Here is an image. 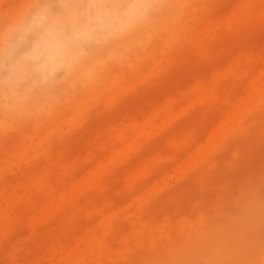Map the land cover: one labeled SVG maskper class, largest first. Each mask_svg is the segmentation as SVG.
Segmentation results:
<instances>
[{
  "label": "rangeland",
  "instance_id": "374dc122",
  "mask_svg": "<svg viewBox=\"0 0 264 264\" xmlns=\"http://www.w3.org/2000/svg\"><path fill=\"white\" fill-rule=\"evenodd\" d=\"M28 2L0 0V21ZM175 3L92 77L0 116V264L264 254V0Z\"/></svg>",
  "mask_w": 264,
  "mask_h": 264
},
{
  "label": "clouds",
  "instance_id": "9594fccd",
  "mask_svg": "<svg viewBox=\"0 0 264 264\" xmlns=\"http://www.w3.org/2000/svg\"><path fill=\"white\" fill-rule=\"evenodd\" d=\"M165 0H29L0 21V116L28 115L112 59Z\"/></svg>",
  "mask_w": 264,
  "mask_h": 264
},
{
  "label": "bare ground",
  "instance_id": "6f19581e",
  "mask_svg": "<svg viewBox=\"0 0 264 264\" xmlns=\"http://www.w3.org/2000/svg\"><path fill=\"white\" fill-rule=\"evenodd\" d=\"M173 1H174V2H173ZM178 2H179V1H178ZM178 2H177V3H178ZM171 3H172V4H171ZM174 3H175V0H165V4H164V8H163V10L165 9V6H168V5H170V4L173 5L174 8L178 7V6H175V4H177V3H175V4H174ZM173 6H172V7H173ZM166 8H167V7H166ZM163 10H162V11H163ZM165 10H166V9H165ZM161 13H162V12H160V13L158 14V16H162V17H158V20H160V18H161V21H160L161 25L168 23L169 20H170V18L172 17V14H173V13L171 12V13L169 14V15H170V16H169L170 18H169L168 16H167V17L165 16L167 22H165V17L163 16V14L165 15V12L163 11V14H161ZM160 14H161V15H160ZM167 15H168V14H167ZM167 18H168L169 20H167ZM158 20H157V16H156V18L153 20L154 22L151 24L152 26H151V25L149 26L150 29H151L152 27H154V26H155L154 28H156V26H158V27L161 26V25L158 23ZM162 22H163V24H162ZM164 22H165V23H164ZM157 23H158L159 25H155V24H157ZM153 24H154V26H153ZM158 27H157V28H158ZM157 28H156V29H157ZM147 29H148V28H147ZM144 32L146 33V32H149V31H148V30L146 31V29H145V30H144L143 32H141V33H144ZM141 33L139 34V36L141 35ZM145 33L142 35L143 37L146 36ZM147 35H148V34H147ZM136 38L138 39V36H136V37L133 38V42L135 41ZM141 38H142V37H141ZM141 38H140V39H141ZM140 39H138L137 41H139ZM137 41H136V42H137ZM133 42H132V44H133ZM130 44H131V43H130ZM134 44H135V42H134ZM131 46H133V45H131ZM131 46H130L129 48H131ZM126 48L128 49V46H127ZM126 48H125V49H126ZM132 48H133V47H132ZM122 50H123V49H122ZM130 51H131V50H130ZM123 52H124V51H123ZM125 52H126V50H125ZM118 53H119V52H118ZM120 53H122V52H120ZM122 54H123V53H122ZM117 55L119 56L120 54H116V56H117ZM114 56H115V55H114ZM121 56H122V55H121ZM106 57H107V54L104 55V61L107 59ZM112 59H113V58H112ZM112 59H111V60H112ZM113 60H114V59H113ZM105 62H106V61H105ZM103 63H104V62H103ZM99 65H100V64H99ZM96 66H97V65H95V66L90 65V66L85 67V69H83V75H81V77H80V79H79L78 81H81V80H83L84 78H90V77H92V76L94 75V73H95V68H96ZM46 102H47V101H46ZM218 221H219V220H218ZM219 231H222V230L219 229ZM204 233H205V232H204ZM216 233H217V232H216ZM216 233H215V234H216ZM222 233H223V232H222ZM219 234H220V232H219ZM208 235H209V234H208ZM197 237H198V236H197ZM205 237H206V236H205ZM215 237L217 238V235H216ZM201 238H202V241H203V237H202V236H201ZM207 238H208V237H207ZM212 238H213V237H212ZM216 238H215V239H216ZM219 238H221V237L219 236ZM189 239H190V238H189ZM217 239H218V238H217ZM200 240H201V239H200ZM228 240H229V239H228ZM202 241H201V242H202ZM230 242H231V241H230ZM232 242H233V241H232ZM232 242H231V243H232ZM209 243H210V242H209ZM180 245H181V244H180ZM202 245H203V244H202ZM215 246H217L216 249H218V250L220 249V244H219V243H216ZM224 246H225V245H224ZM192 247H193V245H192ZM221 247H222V246H221ZM223 249H224V248H223ZM189 251H190V250H189ZM186 252H187V251H185V253H186ZM179 255H180V254H179ZM176 256H178V255L176 254ZM187 256H188V255H187ZM245 257L247 258V255H246ZM171 258H173V257H171ZM181 258H182V256H181ZM226 258H227V257H226ZM248 258H249V257H248ZM251 258H253V256H252ZM251 258H250V259H251ZM177 259H178V257H177ZM250 259H249V260H250ZM174 260H175V259H174ZM178 260H179V259H178ZM178 260H177V262L173 261L172 263L177 264V263H178ZM168 262H169V261H168ZM224 262H225V260H224ZM249 262H250V261H249ZM249 262L247 261L248 264H253V263H254V264H264V254H262V255L260 256V258H259V260H258L257 262H255V261H252V263H251V262L249 263ZM228 264H229V263H228Z\"/></svg>",
  "mask_w": 264,
  "mask_h": 264
}]
</instances>
